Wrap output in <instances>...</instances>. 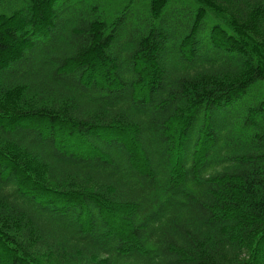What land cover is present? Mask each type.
Here are the masks:
<instances>
[{
    "label": "trees",
    "instance_id": "1",
    "mask_svg": "<svg viewBox=\"0 0 264 264\" xmlns=\"http://www.w3.org/2000/svg\"><path fill=\"white\" fill-rule=\"evenodd\" d=\"M0 264H264V0H0Z\"/></svg>",
    "mask_w": 264,
    "mask_h": 264
}]
</instances>
